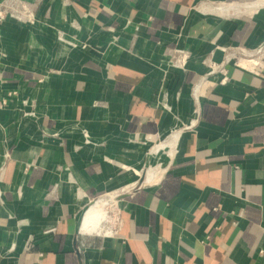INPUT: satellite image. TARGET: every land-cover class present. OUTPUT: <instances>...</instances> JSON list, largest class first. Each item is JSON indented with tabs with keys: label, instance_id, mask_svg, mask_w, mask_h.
<instances>
[{
	"label": "crops",
	"instance_id": "crops-1",
	"mask_svg": "<svg viewBox=\"0 0 264 264\" xmlns=\"http://www.w3.org/2000/svg\"><path fill=\"white\" fill-rule=\"evenodd\" d=\"M21 1L35 21L0 23V264H264V56L222 48L264 43V0ZM100 202L117 232L106 210L82 230Z\"/></svg>",
	"mask_w": 264,
	"mask_h": 264
},
{
	"label": "built area",
	"instance_id": "built-area-1",
	"mask_svg": "<svg viewBox=\"0 0 264 264\" xmlns=\"http://www.w3.org/2000/svg\"><path fill=\"white\" fill-rule=\"evenodd\" d=\"M12 19L19 22H31L33 23L35 21L34 13H30L28 9L25 7L23 1L21 0H10L9 2L5 4L0 5V23H4L5 21ZM223 51L225 53V61H229L231 59H240V57H244L248 59L251 62H258V58L260 56H264V43L260 45L257 49L244 54V51H241V48H235V47H222ZM238 52L242 53L241 55L238 54ZM190 58V53L186 50L177 49L174 54L171 56L169 60V65L172 68H184L188 59ZM211 71L209 74H213L216 71L221 72L224 76L223 81L227 80L226 77V70L222 65H218L216 63H211ZM208 74V75H209ZM203 81H207V77L205 76L203 78ZM202 82V81H201ZM197 84L194 87V97L198 99V94L200 91V88L202 87V83ZM96 202V201H95ZM113 205V204H112ZM108 221L106 222L108 233L112 234L117 232L118 227V217L116 212H112L110 215H108ZM259 254L264 255V244L259 249Z\"/></svg>",
	"mask_w": 264,
	"mask_h": 264
},
{
	"label": "bare ground",
	"instance_id": "bare-ground-1",
	"mask_svg": "<svg viewBox=\"0 0 264 264\" xmlns=\"http://www.w3.org/2000/svg\"><path fill=\"white\" fill-rule=\"evenodd\" d=\"M105 200H106V198H105ZM101 201H102V199H101ZM107 201H108V199H107ZM95 205L96 206L89 209L90 211L83 217V219H81L82 220V223H81L82 230L85 232L86 231L87 232L94 231L96 229V224H97L96 222H98L97 219L99 218L100 214L103 212L102 210L105 211L109 204L108 203L107 204L106 203L101 204V202H100V204L98 203V205L97 204H95Z\"/></svg>",
	"mask_w": 264,
	"mask_h": 264
},
{
	"label": "rangeland",
	"instance_id": "rangeland-1",
	"mask_svg": "<svg viewBox=\"0 0 264 264\" xmlns=\"http://www.w3.org/2000/svg\"><path fill=\"white\" fill-rule=\"evenodd\" d=\"M103 198H104V197H103ZM114 208H115V207H114L112 204H110V205L107 206L106 211H107L108 215L111 214V211H112V209H114ZM109 211H110V212H109ZM108 218H109V216H108ZM108 218H107V220H106L105 222H103V224H102V229H104V231H101L100 234H106V230H108V229H107V225H106V222L108 221Z\"/></svg>",
	"mask_w": 264,
	"mask_h": 264
}]
</instances>
